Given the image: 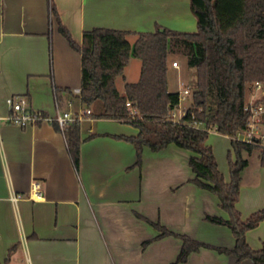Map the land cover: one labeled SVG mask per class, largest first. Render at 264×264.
I'll list each match as a JSON object with an SVG mask.
<instances>
[{
  "label": "crops",
  "instance_id": "0c3cea01",
  "mask_svg": "<svg viewBox=\"0 0 264 264\" xmlns=\"http://www.w3.org/2000/svg\"><path fill=\"white\" fill-rule=\"evenodd\" d=\"M51 3L78 43L92 27L196 29L190 0H0V116L9 111L6 99L18 95L44 114L54 113L55 103L72 112L85 109L76 92L81 57L51 21ZM176 83L183 85L179 78ZM56 87L62 89L58 94ZM79 130L76 171L52 123L19 127L0 120V264H251L207 247L175 262L180 239L156 237L149 221L209 245H234L227 226L204 219L206 213L228 215L213 193L190 181L188 150L143 147L141 163L134 165L133 144L117 137L135 135L131 124L88 114ZM207 143L230 149V137L214 129ZM217 165L228 180V164ZM256 175L250 184L241 178L236 207L243 219L264 209V166ZM13 194L19 195L15 201ZM245 238L259 248L264 220Z\"/></svg>",
  "mask_w": 264,
  "mask_h": 264
},
{
  "label": "trees",
  "instance_id": "16d2710c",
  "mask_svg": "<svg viewBox=\"0 0 264 264\" xmlns=\"http://www.w3.org/2000/svg\"><path fill=\"white\" fill-rule=\"evenodd\" d=\"M190 8L196 18V29L192 32L162 25L145 32L92 27L83 30L81 43L72 38L52 3L50 14L59 32L80 54L78 97L81 105L90 109L94 117L117 119L137 129L135 135H117L133 144L134 165L141 163L143 147L158 151L174 144L188 150V164L194 174L190 181L213 193L218 206L227 213V218L206 213L204 219L231 230L232 248L209 245L149 221L158 230L156 237L173 235L180 239L175 262H184L190 252L207 247L234 255L237 262L247 259L251 264H264V241L254 249L245 238L247 230L264 220V209L255 210L243 219L236 207L247 155L258 151L260 165L264 166V147L232 138L248 118L247 92L254 82L264 83V0H190ZM129 36L134 37L133 42ZM170 53L183 55L186 64L195 69L186 112L178 121L169 116L179 98V90L168 88ZM131 56L140 60L139 76L135 82H126L124 92L120 93L115 78L123 73ZM61 91L55 88L57 94ZM127 101L136 108V115H129ZM52 124L59 130L56 123ZM210 129L230 137L226 155L228 180L219 170L212 147L207 143ZM61 132L73 167L78 171L79 122L66 125Z\"/></svg>",
  "mask_w": 264,
  "mask_h": 264
},
{
  "label": "built area",
  "instance_id": "2783aa9c",
  "mask_svg": "<svg viewBox=\"0 0 264 264\" xmlns=\"http://www.w3.org/2000/svg\"><path fill=\"white\" fill-rule=\"evenodd\" d=\"M172 66H177L176 61L171 62ZM260 91L261 95L256 97L255 93ZM79 93V89H76ZM251 98L246 100L245 109L248 111V118L245 126L237 130L236 134L232 136L233 139L249 143L258 144L264 147V83L256 81L252 84V88L249 91ZM191 94V88L184 85L179 90L178 103L170 111V118L178 121L182 115L186 112V101ZM9 105V111L6 115L0 116V120H4L8 123L18 125L19 127H25L29 124L36 122L46 121L49 123H56L60 131H63L66 125L80 122L84 115L91 113L90 109H84L78 112H72L69 110L61 109L57 103H55V111L52 114H44L38 109L32 108L26 97L24 96H9L6 99ZM126 106L129 110V115L134 116L137 114L136 108H134L129 101ZM38 183H34V189L37 190ZM37 192V191H36ZM11 200L15 201L19 198V195L13 194L10 196Z\"/></svg>",
  "mask_w": 264,
  "mask_h": 264
},
{
  "label": "rangeland",
  "instance_id": "374dc122",
  "mask_svg": "<svg viewBox=\"0 0 264 264\" xmlns=\"http://www.w3.org/2000/svg\"><path fill=\"white\" fill-rule=\"evenodd\" d=\"M130 42H133L134 37H128ZM177 62V66H172V61ZM140 70V60L136 57L131 56L128 64L125 66L123 73L115 78V85L120 93L124 92V84L126 82H135L138 79ZM168 83L170 89L180 90L184 85L193 86L195 81V69L186 64V59L183 55L170 53L168 56V73H167ZM176 78L182 81L183 85L176 83ZM175 81V82H174ZM174 82V83H173ZM256 97L260 96V91L255 93ZM251 98L250 92L246 94V100ZM213 135H209V142L211 143ZM226 145L227 140L225 141ZM222 144V143H221ZM220 144V145H221ZM213 145L215 158L220 167L226 166L227 163V151L224 145ZM248 163L244 170L242 171L243 183L252 182L257 176L258 170L260 168V162L258 157V151L254 150L251 154L247 155Z\"/></svg>",
  "mask_w": 264,
  "mask_h": 264
}]
</instances>
